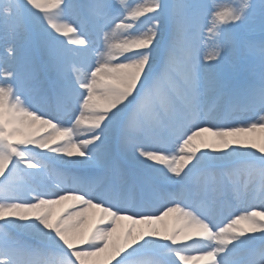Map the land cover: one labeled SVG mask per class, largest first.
Returning a JSON list of instances; mask_svg holds the SVG:
<instances>
[{"label": "snow or ice", "instance_id": "1", "mask_svg": "<svg viewBox=\"0 0 264 264\" xmlns=\"http://www.w3.org/2000/svg\"><path fill=\"white\" fill-rule=\"evenodd\" d=\"M0 48V264H264V0H0Z\"/></svg>", "mask_w": 264, "mask_h": 264}, {"label": "bare ground", "instance_id": "2", "mask_svg": "<svg viewBox=\"0 0 264 264\" xmlns=\"http://www.w3.org/2000/svg\"><path fill=\"white\" fill-rule=\"evenodd\" d=\"M2 51V50H1ZM245 135L251 137L252 139H254L256 142H260V139L262 136H264V133H261L259 130H257L256 132H252V133H246ZM75 202L72 200H66V201H62L59 204L53 205L52 206V212L54 215H60L63 214V212L65 210H71L72 205ZM171 206V205H169ZM259 210V209H258ZM159 214V213H156ZM89 216V225H91L92 223L95 222L96 219L99 218L100 216V211L98 209H91L89 210L88 213ZM176 213H170L169 216L164 218V221L162 222H157L158 225L163 226L164 224H167V226L169 228H172L173 226L179 227L180 224L183 223V221H177L176 220ZM132 226V222L128 221V220H124V221H119L117 224V234H123L129 227ZM148 256L143 257V259H151L147 258ZM114 264V262H113Z\"/></svg>", "mask_w": 264, "mask_h": 264}, {"label": "rangeland", "instance_id": "3", "mask_svg": "<svg viewBox=\"0 0 264 264\" xmlns=\"http://www.w3.org/2000/svg\"><path fill=\"white\" fill-rule=\"evenodd\" d=\"M228 2H229V0H222V6H227ZM1 50H2V48H0V51ZM147 258H150V257L148 256Z\"/></svg>", "mask_w": 264, "mask_h": 264}]
</instances>
